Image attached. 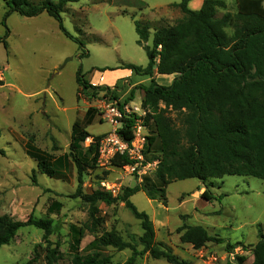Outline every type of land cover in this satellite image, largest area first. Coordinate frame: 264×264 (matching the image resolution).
Instances as JSON below:
<instances>
[{
  "label": "rangeland",
  "instance_id": "obj_1",
  "mask_svg": "<svg viewBox=\"0 0 264 264\" xmlns=\"http://www.w3.org/2000/svg\"><path fill=\"white\" fill-rule=\"evenodd\" d=\"M179 1L79 0L67 5L61 14L66 36L46 13L26 18L11 12L3 21L10 4L9 0H0V217L5 215L13 221H25L30 215L49 219L51 248L58 244L57 264H71L70 245L87 222V206L74 197L77 188L74 169L64 180L41 175L36 162L26 154L25 145L31 141L42 151L62 155L68 152L75 122L85 126L92 138L105 136L111 127L102 119L103 106L110 103L125 105L134 112L146 128L145 138L152 136L151 121L144 123L143 92L139 89L148 86L150 79L131 72L129 78L114 82L113 73L120 75L125 69L111 70L126 64L146 67L148 58L143 47L136 43L134 23H150L152 29L146 45L151 46L154 28L172 25L182 17L172 7ZM202 1L192 0L188 8L197 11ZM224 1L227 11L235 13V0ZM238 10L264 17V0H243ZM76 42L83 43L82 50ZM104 69L107 70L101 72ZM79 70L91 86L102 91H83L77 87L75 78ZM173 78L155 76L154 80L159 85H169ZM169 116L179 126V115L170 112ZM155 170L137 177L105 160L97 161L95 168L84 174L82 191L89 194L101 188L116 197L133 183L152 184ZM205 187L211 200L192 196ZM165 194V203L157 196L149 200L142 191L129 199L139 212L149 216L156 242L170 248L186 264H237L236 258L241 256L247 258L245 264L252 262V246L264 234V181L225 176L203 184L190 179L171 183ZM98 208L101 225L96 233L85 231L79 253L87 257L99 251L112 264H124L130 250L98 248L94 239L114 230L124 242H130L131 236L135 239L141 236L140 222L122 203L111 206L99 203ZM183 224L201 226L209 236L240 246L231 253L226 252L225 243H208L195 250L179 240L178 229ZM42 235V231L33 227L18 230L9 245L0 247V264H26L33 259L32 264H45ZM40 244L42 248L35 251ZM135 264L168 263L154 260L146 253L138 256Z\"/></svg>",
  "mask_w": 264,
  "mask_h": 264
},
{
  "label": "trees",
  "instance_id": "obj_2",
  "mask_svg": "<svg viewBox=\"0 0 264 264\" xmlns=\"http://www.w3.org/2000/svg\"><path fill=\"white\" fill-rule=\"evenodd\" d=\"M78 1L9 0V11L3 21L11 12L26 18L46 13L68 36L62 26L61 14L67 5ZM190 1L180 0L172 5L182 17L172 25L154 28L151 46L146 45L152 29L150 23H134L136 43L143 47L148 58L146 67L126 64L111 70L125 69L150 79L148 86H139V89L143 92L141 108L146 113L144 123L147 125L151 121L153 127V135L146 137L144 148L146 159L157 162L152 184L125 187L116 197L101 188L84 194L83 177L96 166L98 143L103 136L92 138L86 127L78 122L71 127L68 152L62 155L54 156L42 151L31 141L25 145L26 154L36 162V169L41 175L64 180L72 169L76 172L74 197L80 198L87 206L88 219L70 245L71 264H112L110 258L99 251L87 257L79 253L85 231L96 233L101 225L99 203L106 206L124 204L140 222L142 234L137 239L131 236L130 242H124L116 231L111 230L94 239L96 247L130 250L131 255L124 264H135L136 258L146 253L152 259H162L168 264H186L170 248L156 242L149 216L139 212L130 202V197L142 191L149 200H155L157 196L165 203L168 185L190 179L203 184L225 176L252 177L264 181V17L258 13L239 12L238 7L243 0H235V13L227 11L224 0H203L197 11L188 8ZM220 11L224 13L218 16ZM76 43L82 50L83 43ZM155 72L159 76L174 78L169 85H159L153 78ZM75 79L77 87L83 91H102L100 87L91 86L80 70ZM132 97L133 90L130 91ZM170 112L179 115V126L173 123ZM136 118H122L119 134L125 140L129 139L127 137ZM88 137L93 142L89 147H84ZM109 163L120 169L129 164L125 158L118 156ZM200 197L205 201L212 199L206 187ZM49 211L51 213V209ZM25 227L42 231L44 263L57 264L58 244H55L56 248H51L49 236L52 226L47 218L36 219L30 215L25 221H13L5 215L1 216L0 247L9 245L18 230ZM178 233L180 242L195 250L208 243H225L226 252L231 253L240 246L239 243L232 245L219 237L209 236L201 226L183 224ZM138 246L142 250H138ZM38 248H42V245L36 246L35 251ZM251 254L250 264H264V234L252 246ZM236 261L237 264H245L247 258L237 257ZM33 262L34 259L26 264Z\"/></svg>",
  "mask_w": 264,
  "mask_h": 264
},
{
  "label": "built area",
  "instance_id": "obj_3",
  "mask_svg": "<svg viewBox=\"0 0 264 264\" xmlns=\"http://www.w3.org/2000/svg\"><path fill=\"white\" fill-rule=\"evenodd\" d=\"M137 110V109H136ZM102 119L109 124L111 129L101 138L98 143V162L105 160L109 163L113 157H123L129 164L121 169L128 172L130 175L141 177L149 171H154L157 167V162H149L144 154L146 143L145 133L146 128L142 123H139L140 117L134 120V124L129 131V138L125 140L119 134L122 127V118L135 116L126 106L110 103L103 106ZM137 113V112H135ZM93 142L91 137L86 138L84 147H89ZM107 189V187L103 184ZM107 191V190H106Z\"/></svg>",
  "mask_w": 264,
  "mask_h": 264
},
{
  "label": "crops",
  "instance_id": "obj_4",
  "mask_svg": "<svg viewBox=\"0 0 264 264\" xmlns=\"http://www.w3.org/2000/svg\"><path fill=\"white\" fill-rule=\"evenodd\" d=\"M202 2H201V4H202ZM200 7H201V5H200ZM113 74L115 75L114 78H113V81L115 82L116 80H119V79H122V78H129L131 76V71L124 70V71H122V74H120V75H116L115 73H113ZM155 76H159V75H157L156 72H155L153 77L155 78ZM161 77H167V76H161ZM142 82H145V81H142ZM202 192H203L202 190L201 191H196L195 194L192 195V196L200 198V195H201ZM190 199H195L196 200L197 198H190Z\"/></svg>",
  "mask_w": 264,
  "mask_h": 264
},
{
  "label": "water",
  "instance_id": "obj_5",
  "mask_svg": "<svg viewBox=\"0 0 264 264\" xmlns=\"http://www.w3.org/2000/svg\"><path fill=\"white\" fill-rule=\"evenodd\" d=\"M134 186H135V184H134V183L130 185V187H131V188H133Z\"/></svg>",
  "mask_w": 264,
  "mask_h": 264
}]
</instances>
